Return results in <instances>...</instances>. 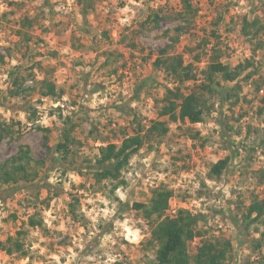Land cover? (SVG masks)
Segmentation results:
<instances>
[{
  "label": "rangeland",
  "instance_id": "obj_1",
  "mask_svg": "<svg viewBox=\"0 0 264 264\" xmlns=\"http://www.w3.org/2000/svg\"><path fill=\"white\" fill-rule=\"evenodd\" d=\"M188 2L0 0V264H157L152 232L181 210L201 218L190 256L229 240L224 264H264V211L245 225L264 209V0ZM214 62L241 73L209 82ZM176 87L202 96V123L162 116ZM138 134L119 177L97 180L100 148ZM25 153L30 176L6 183ZM156 188L172 197L148 218Z\"/></svg>",
  "mask_w": 264,
  "mask_h": 264
},
{
  "label": "trees",
  "instance_id": "obj_2",
  "mask_svg": "<svg viewBox=\"0 0 264 264\" xmlns=\"http://www.w3.org/2000/svg\"><path fill=\"white\" fill-rule=\"evenodd\" d=\"M187 7H190L188 0H184ZM255 21L252 25H256ZM178 64L172 63L168 69V59H164L161 65L166 67L167 72L178 83L183 84L189 80L195 79L190 66L181 67L182 62L177 61ZM156 63H160L157 59ZM205 80L213 82L214 78L219 74H224V78L230 82L235 81L240 75L239 67L234 70H230L227 65L221 62H214L208 66ZM205 87V86H204ZM55 88L50 85L49 93L54 94ZM166 105L163 107L162 116H169L172 120L189 121L190 123L197 124L204 121L205 115V102L202 101V96L197 94L196 91H191L188 94H184L178 87L174 89H168L164 98ZM264 102V98H263ZM178 112V113H177ZM144 140L139 134L124 139L120 146L116 144H109L100 148V157L98 158V170L94 176L97 180H104L114 178L117 179L121 170L127 165L128 160L143 146ZM60 148L66 147V144H59ZM24 164L17 168L11 167L6 169L4 174V180L6 183H17L22 178L28 179L29 173L27 167H31V158L28 153L23 156ZM229 159L218 161L212 165L209 176L219 178L223 170L226 168ZM124 184V182H120ZM172 197V191L165 188H156L153 191L151 203L145 212L147 217L158 216L168 209L169 199ZM146 207L144 205H137V208ZM264 209L262 204L257 203L251 206L247 213L246 227L249 228L252 221L257 220L263 214ZM256 213L255 218L250 222L247 220ZM201 218L198 215H193L188 210L179 211L176 217L164 218L152 232V237L159 242V248L157 250L156 263L157 264H224V261L228 258L230 250H232V244L229 240L223 242H211L203 241L197 248V253L194 256H190L187 250V242L192 241L198 237L199 233L196 231ZM234 223L238 225V220L234 217ZM21 233V232H20ZM19 233V234H20ZM10 238V242H11ZM17 251L24 252V246L20 242L14 241L12 244ZM260 245V243H259ZM8 253L13 252V248L6 250Z\"/></svg>",
  "mask_w": 264,
  "mask_h": 264
}]
</instances>
